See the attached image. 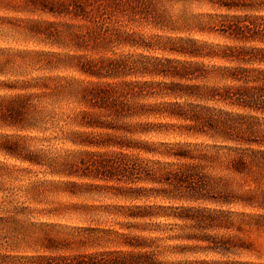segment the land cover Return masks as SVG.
Listing matches in <instances>:
<instances>
[{
    "label": "rangeland",
    "instance_id": "obj_1",
    "mask_svg": "<svg viewBox=\"0 0 264 264\" xmlns=\"http://www.w3.org/2000/svg\"><path fill=\"white\" fill-rule=\"evenodd\" d=\"M0 264H264V0H0Z\"/></svg>",
    "mask_w": 264,
    "mask_h": 264
}]
</instances>
